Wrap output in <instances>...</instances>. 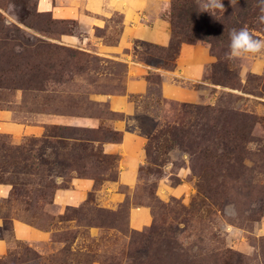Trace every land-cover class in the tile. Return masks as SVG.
<instances>
[{"label":"rangeland","instance_id":"1","mask_svg":"<svg viewBox=\"0 0 264 264\" xmlns=\"http://www.w3.org/2000/svg\"><path fill=\"white\" fill-rule=\"evenodd\" d=\"M205 2L179 1L195 8L192 27L207 26L198 32L214 56L207 85L197 87L200 102H165L156 86L134 99L132 128L146 139L147 164L134 189L115 185L123 201L110 206L102 192L118 172L116 158L88 142L102 130L47 124L42 137L17 146L0 136V184L11 187L0 199V241L8 247L0 264H264V53L226 57L232 29L264 40L262 6L221 0L224 10L205 11ZM118 22L82 31L39 13L36 0H0V111L22 121L117 118L91 97L122 92L124 65L100 51L114 44ZM191 41L177 34L168 48L139 44L137 52L171 68L179 44ZM168 175L167 186L183 194L162 200L159 181ZM74 178L94 180L86 200L57 208L55 189ZM141 204L152 208V223L132 230L129 210ZM14 221L36 235L16 238Z\"/></svg>","mask_w":264,"mask_h":264},{"label":"crops","instance_id":"2","mask_svg":"<svg viewBox=\"0 0 264 264\" xmlns=\"http://www.w3.org/2000/svg\"><path fill=\"white\" fill-rule=\"evenodd\" d=\"M172 0H36V10L47 14L57 21H74L82 31L87 28H104L112 17H119L116 23L117 38L112 45H102V56L112 58L124 65L122 72V92L96 95L92 101L105 107V114L88 115L77 121L67 122L59 119H28L18 120L11 114L0 111V136H6L10 144L19 145L25 138H40L45 133V126L53 124L66 127L83 128L103 132L91 143L99 148L103 156L116 158V180L107 181V187L102 191L109 205L113 201H123L124 196L117 194L115 185L134 189L141 179V169L147 164L146 139L132 128L138 103L134 99H144L152 88L157 87L158 97L165 102L196 104L200 102L201 91L198 86L207 85L204 82L206 69L214 62V56L203 42L195 44L182 43L174 66L166 68L152 66L134 55V42L140 41L168 48L171 43V26L167 12ZM104 54V55H103ZM157 76L156 82L149 77ZM96 117V118H95ZM113 134H118L120 140H113ZM184 174L185 170H182ZM159 181L157 194L166 200L169 196L183 194L181 186L170 188L167 179ZM94 180L84 178L70 179L67 187H58L54 192L53 203L57 208H75L81 205L88 192L92 189ZM11 187L0 184V199H8ZM100 191V193H102ZM106 192V193H105ZM129 226L132 230H142L153 220L152 208L147 204L131 206L128 214ZM15 236L26 239L27 235L35 236V230L19 221H14ZM19 232L25 233L24 237ZM7 244L0 241V254L7 250Z\"/></svg>","mask_w":264,"mask_h":264},{"label":"clouds","instance_id":"3","mask_svg":"<svg viewBox=\"0 0 264 264\" xmlns=\"http://www.w3.org/2000/svg\"><path fill=\"white\" fill-rule=\"evenodd\" d=\"M261 7V15L258 17L260 23H264V0H258ZM236 3L237 0H231ZM202 7L205 11L212 9L224 10L221 0H207ZM230 41L228 44V52L226 57L229 60H245L264 53V40L255 37L252 32L244 27L240 29H232L230 32ZM226 212L231 213L233 209L229 207Z\"/></svg>","mask_w":264,"mask_h":264},{"label":"trees","instance_id":"4","mask_svg":"<svg viewBox=\"0 0 264 264\" xmlns=\"http://www.w3.org/2000/svg\"><path fill=\"white\" fill-rule=\"evenodd\" d=\"M179 1L180 0H172L171 1L170 17H169L170 20H169V22H170V26H171V34H172V36H175V35L179 34V35L184 36V38H188V39H193L194 38V41L183 42V43H188V44H195L198 41L207 42L200 35V33L198 32V30H203V32H207V29H206L207 26L200 25L198 27H192V23L194 22V19L192 18V16L196 14L195 8L192 7L189 10H186L184 8V5H179ZM180 6H182V7H180ZM248 8L250 9L251 7L248 6ZM171 41H172V38H171ZM139 44L144 45V46H148V47H151V48L162 49L161 47L156 46V45H152V44L145 43V42H140V41H135L134 42V55H137L138 57H142L137 52ZM181 44H179L178 49L175 52V55L172 57V61H171V64H170L171 67L174 66V62H175L176 57L178 56L179 47H180ZM151 65L152 66L165 67L166 66V62L163 61L159 65H155V64L151 63ZM166 68H168V67H166ZM149 79L151 81V77H149ZM157 80H158V78H157ZM58 137L62 139V136H58ZM112 139L113 140H120V136L118 134H113Z\"/></svg>","mask_w":264,"mask_h":264}]
</instances>
